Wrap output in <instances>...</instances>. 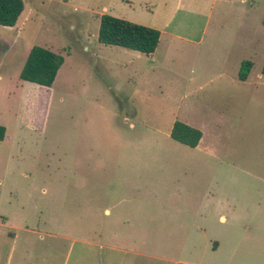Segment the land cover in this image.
<instances>
[{
  "label": "rangeland",
  "instance_id": "obj_1",
  "mask_svg": "<svg viewBox=\"0 0 264 264\" xmlns=\"http://www.w3.org/2000/svg\"><path fill=\"white\" fill-rule=\"evenodd\" d=\"M23 1L0 25V264H264V0ZM103 14L162 31L155 52L100 43ZM34 45L65 57L51 87L20 78Z\"/></svg>",
  "mask_w": 264,
  "mask_h": 264
},
{
  "label": "trees",
  "instance_id": "obj_2",
  "mask_svg": "<svg viewBox=\"0 0 264 264\" xmlns=\"http://www.w3.org/2000/svg\"><path fill=\"white\" fill-rule=\"evenodd\" d=\"M23 10V0H0V25L14 26ZM100 25L98 40L102 44L116 45L149 55L155 52L160 42L159 29L121 17L103 14L100 17ZM64 62L65 57L60 52L34 45L21 69L20 78L51 87ZM241 65L238 77L245 81L249 77L253 62L244 60ZM262 73L264 74V65ZM6 132V127L0 124V140L5 139ZM202 136L203 132L200 129L179 120L174 123L171 130L173 139L190 147L198 146Z\"/></svg>",
  "mask_w": 264,
  "mask_h": 264
},
{
  "label": "crops",
  "instance_id": "obj_3",
  "mask_svg": "<svg viewBox=\"0 0 264 264\" xmlns=\"http://www.w3.org/2000/svg\"><path fill=\"white\" fill-rule=\"evenodd\" d=\"M122 18V17H121ZM150 27H152V26H150ZM154 28H156V27H154ZM99 31V30H98ZM161 32V36H160V38H162V31H160ZM160 43V42H159ZM49 49H51L52 50V47H49ZM139 52V51H138ZM141 53V52H140ZM144 54V53H143ZM153 54V53H152ZM148 55V54H147ZM37 84V83H36ZM39 85V84H38ZM41 86H43V85H41ZM46 87V86H45ZM190 125V124H189ZM203 139V138H202Z\"/></svg>",
  "mask_w": 264,
  "mask_h": 264
}]
</instances>
